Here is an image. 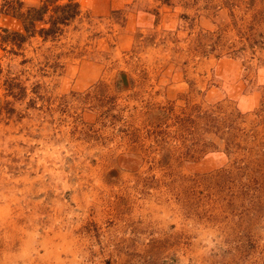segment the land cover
<instances>
[{
	"label": "rangeland",
	"instance_id": "obj_1",
	"mask_svg": "<svg viewBox=\"0 0 264 264\" xmlns=\"http://www.w3.org/2000/svg\"><path fill=\"white\" fill-rule=\"evenodd\" d=\"M68 2L0 0V264H264V0Z\"/></svg>",
	"mask_w": 264,
	"mask_h": 264
},
{
	"label": "trees",
	"instance_id": "obj_2",
	"mask_svg": "<svg viewBox=\"0 0 264 264\" xmlns=\"http://www.w3.org/2000/svg\"><path fill=\"white\" fill-rule=\"evenodd\" d=\"M69 1L70 2L65 4V6L67 7L69 13L66 12L59 19H57V21H59L60 24L68 23L78 13L79 4L77 2H72V0H69ZM47 4H48L47 2L44 3V5L42 7H40V8L30 7L24 13H20L19 14L20 18L23 21L24 30L26 31L27 34H23L22 32H15V31L11 32V31L5 30V33L7 32V35L3 36V40L8 41V38L11 37L9 40H11V41H15L16 40V41L20 42V41L24 40L25 37H27V35L32 34L33 32L37 31L36 28H35L36 27V22L41 20V17L40 18H36V16L38 17V15H43L44 11L47 9ZM36 10H38V14L37 15H36ZM12 15H15L14 12H12ZM57 21H55L54 25L52 24V26H50L48 28H45V27L40 28L38 30V31H40L39 33L42 34L43 36L47 37L52 32L57 31V29H58L57 25H59V23H57ZM17 38H19V39H17Z\"/></svg>",
	"mask_w": 264,
	"mask_h": 264
},
{
	"label": "bare ground",
	"instance_id": "obj_3",
	"mask_svg": "<svg viewBox=\"0 0 264 264\" xmlns=\"http://www.w3.org/2000/svg\"><path fill=\"white\" fill-rule=\"evenodd\" d=\"M15 223V222H14Z\"/></svg>",
	"mask_w": 264,
	"mask_h": 264
}]
</instances>
